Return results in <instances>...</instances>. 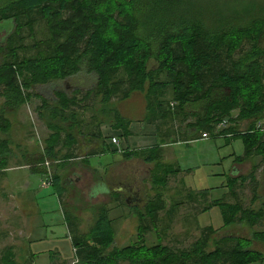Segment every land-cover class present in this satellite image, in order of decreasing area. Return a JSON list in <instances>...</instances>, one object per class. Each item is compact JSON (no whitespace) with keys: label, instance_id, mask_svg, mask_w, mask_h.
I'll return each instance as SVG.
<instances>
[{"label":"trees","instance_id":"trees-1","mask_svg":"<svg viewBox=\"0 0 264 264\" xmlns=\"http://www.w3.org/2000/svg\"><path fill=\"white\" fill-rule=\"evenodd\" d=\"M190 4L187 0H2L0 170L7 167L12 143L9 114L33 94L40 99L38 115L50 132L44 149L28 161V167L50 180L48 186L55 187L61 208L66 186L73 183L63 181L61 171L75 161L87 164L90 155L116 152L108 149L100 130L88 128L99 124L96 114L83 118L96 99L102 105L99 111L110 113L112 127L123 135L130 133L131 120L112 105V99L123 101L139 92L145 100L142 120L155 126L161 143L172 132L178 134L172 141L233 137L244 142V153L237 161L264 155V129L257 127L258 123L264 127V13L214 17ZM37 21L39 36L34 32ZM25 37L31 38L29 44L24 43ZM80 73L92 75V84L71 94L57 90L54 99H46L31 92L38 85ZM243 120L247 124L241 130ZM175 123L179 128H174ZM161 126L168 129L163 134ZM121 151L125 158L139 157L154 164L150 175L156 193L141 214L151 222L140 219L137 228L142 233L155 227L165 207L161 190L179 168L161 161L159 144ZM255 169L229 182L231 186L250 182L252 200L259 197ZM209 191L187 190L183 201L170 204L169 220L183 203L197 214L218 206L223 226L264 224L262 208L242 205L232 191V203L210 199ZM110 195L121 199L113 190ZM91 209L94 218L86 231L80 229L77 214L62 209L75 264H251L263 257L248 248L250 239L229 234L214 237L218 229L212 225L199 227V237L187 247L158 242L118 248L107 206L92 205ZM252 238L264 240V228L254 230ZM29 260L17 262L12 246L0 249V264H33Z\"/></svg>","mask_w":264,"mask_h":264},{"label":"rangeland","instance_id":"rangeland-1","mask_svg":"<svg viewBox=\"0 0 264 264\" xmlns=\"http://www.w3.org/2000/svg\"><path fill=\"white\" fill-rule=\"evenodd\" d=\"M187 2L191 3L192 8L198 12L202 10L203 14L207 16L218 17L236 12L243 13L244 15L256 12L264 13V0H187ZM0 3H2V0H0ZM39 28L40 24L37 21L34 26V32L37 36H39ZM23 35H28L26 29H24ZM25 38L24 43L29 44L31 38ZM92 80V75L80 73L64 80H54L45 85H38L31 92L43 95L46 99H54V93L57 90L71 94L76 88L91 85ZM39 104L40 99L38 95L33 94L28 103L22 105L15 113L9 114L12 143L8 146L10 151L7 153V167L0 170V249L12 246L17 262H25L29 251L48 250L52 244L50 237L34 244L28 243L26 239H23L25 238L24 234L27 231L30 218H32L30 217L32 214L29 210L31 208L30 204L38 210L39 221L53 227L54 231L58 234V242L66 244L69 253L71 252L70 241L65 235L66 228L62 226L61 207L55 187H41L40 183L41 179H45L44 175L41 176L39 172H32L28 167L31 166L28 161H33V157L44 149L45 138L49 134V129L46 127L44 120L38 115L37 106ZM112 105L114 107L117 106L123 116L132 120L131 125L133 128L137 124L140 127H144L139 124V121L143 118L145 107L142 93H134L123 101L112 99ZM101 106L99 99H96L92 103L91 109H93L86 111L83 118L84 120H89L90 114L95 113L97 121L100 120V122L96 126L91 124L88 128L100 130L103 126L108 138L111 136V131L109 130L111 114L105 113V115L100 112L99 108ZM76 108L80 110V108ZM111 121H113V118ZM245 126L244 124L243 126L240 125V128ZM174 128H179L178 123H175ZM161 129L162 134L163 130H168L163 126H161ZM113 135L116 136V139L118 138L121 146L126 143L122 135ZM177 136L178 134L174 132L170 136H163L166 142L171 143L164 150V161H169L173 163V166L178 165L182 169L178 175H171L167 185L161 190L166 208L173 201L181 199L184 188L190 187L193 190L209 189L211 190V196L213 193L217 197L220 193L219 191L226 188L223 185L231 187L229 182L232 177L245 167L244 162L237 163V161H234V158L241 155L244 150L243 143L239 139L227 142L222 137H208L194 139L188 143L172 141ZM134 138L140 139L141 134L137 133ZM151 141L155 143L159 141L157 143H161L158 135L154 134V138H151L150 141L147 140L144 146L149 145ZM135 142L138 143V141ZM105 144L109 150H115L116 152L90 155L87 158V164L75 161L61 171L63 181L73 182L72 185L66 186L67 192L62 198V209L79 216L80 229L82 231H86L93 221L94 213H92V205L100 204H104L109 209V216L113 220L112 225L115 234L114 245L118 248L130 246L134 243L151 246L158 244V242L174 248L187 247L199 237V227L205 225H212L218 229L214 237L224 234H250L253 230L260 229L257 227H245V230H243L239 223L223 226L222 215L218 206H213L206 211L200 212L197 215L198 225H196V212L190 207L184 208V206H181L174 213V218L170 224L166 221L164 215L166 212L164 210L159 211V220L155 224V227L151 226L140 233L137 228L139 225L138 210L142 211L143 203L147 197L149 198L151 194L156 193V189L152 187L150 177L151 164L145 163L139 157H134L132 158V163L119 166L121 161L124 160L122 155L118 153V151L122 152L120 150L122 149L121 146L113 147L109 141L105 142ZM74 153H78V149ZM44 162L50 165L53 164L50 160H45ZM88 166L96 167L98 169L97 175L93 174L92 171H85L86 169L82 171V168H88ZM72 167H80L79 173L81 176L73 177V174L71 175L69 172ZM247 168L241 172L247 173ZM117 177H120L124 181L128 179L125 182H130L129 187L138 192L136 200L137 209H135V206H132L130 212H126L131 216L129 217L131 220H128V218L127 220H123L127 215L120 213L122 211L116 208L119 205L125 208L126 200L121 196V199L116 201L110 195L113 188L121 181L117 180ZM251 187L250 182H246L242 187L246 203L249 202L251 196ZM97 191H105L106 193L98 197H91L89 195V193ZM40 232L46 233L48 236L51 234L48 228L42 229ZM159 235L160 239H158ZM54 241V244L50 248L58 245L57 241ZM247 246L256 248L251 242ZM46 259H49L46 253L41 254V256L35 258L33 261L26 258V260H29L33 264L50 263ZM55 263L74 264L70 259ZM256 264H264V260Z\"/></svg>","mask_w":264,"mask_h":264},{"label":"crops","instance_id":"crops-1","mask_svg":"<svg viewBox=\"0 0 264 264\" xmlns=\"http://www.w3.org/2000/svg\"><path fill=\"white\" fill-rule=\"evenodd\" d=\"M112 122L113 121H111V119H110L109 130L111 131L110 132L111 133V136H109L107 138V133H105V131L103 129V126L100 129V132L103 135V137H105V142H108L109 141V143L113 147H119V146H121L120 145V141L118 140V138H117V140L119 141L118 142V145H116V144H114V143L111 142V138L112 137H115L116 138V136H114L113 134L118 135V136L120 134V135H122L124 137V140H125L126 143L121 146L122 149H128V150H131L132 149V150H135V149H140V148H144V147L147 148V147L154 146V145H156L157 142H159V141H157L155 143V142H152L151 141L149 145L144 146V144L147 143V140L150 141L151 138H154V134L155 135H157V134H156L155 126L152 125V124L146 123L143 120H140L139 121V124L141 126H144V127H140L137 124V126H135V128H133V126L131 125V122H130L129 127H128L130 133L128 135H123L121 129H115V128H113L112 127ZM243 124L246 125L247 124V121L246 120H243L240 123V125L243 126ZM257 127H260V129H262V130L264 129V127H262V125L260 123H258ZM245 128H246V126L243 127V128H240V129L243 130ZM137 133L141 134V138L140 139L139 138L138 139H135L134 138L137 135ZM218 137L224 138L227 142H231L233 140H236V139H233V137H223V136H218ZM218 137H215V138H218ZM237 139L241 140V138H237ZM263 139H264V137H263ZM84 141H85V143H88V140L87 139H85ZM135 141H138V143H136ZM190 141H192V140H189V141H179V142L188 143ZM89 143L92 146V141H89ZM242 143H243V147H244V142L242 141ZM157 144H159L161 146V148H162V159H161V161L164 162V163H166V164L173 165V163H171L169 161L168 162L167 161H164L165 158H163V156H164V150L166 149V147L168 145L167 142H165V143H157ZM169 144H171V143H169ZM118 153H120V155H122L121 154L122 152H118ZM243 153H244V150H243ZM243 153L241 155H238V156H242ZM123 158H124V160L121 161V164H119V166L132 163V161H133L132 158H134V157H130V158L123 157ZM170 158H172V157H170ZM234 161L235 162L237 161L236 158H234ZM86 162H88V160ZM144 162L151 164V166H150V171H151V169H153V165H154L153 162H146V161H144ZM239 162H244L245 163V167L241 170L242 172L247 167H248L247 168V171L249 172L250 170L253 169L254 166H256V169H255V178H256V181H257V193H258L259 197L256 198L255 200H252V198H251L252 192H251V196L249 198V202L246 203V199H245V197H243V192H242V187H243L244 184L243 185H237V184L235 185V184H233L231 187L228 186V185H223V187H226V188L221 189V191H219L220 193L218 194L217 197H215V195L213 193H212V196H211V190H210L209 191L210 192V199H222L223 198L225 202L232 203V202H234V199L232 198V195L230 194V192L232 191L233 194H235L236 196H238V199L242 203V205H245L247 207H251V208H254V209L262 208L264 210V155H261V154L253 155V156L247 158L246 160L237 161V163H239ZM174 167H178L179 170L176 171V174H173V176L178 175L182 171V169L178 165H176V166L174 165ZM84 169H86L85 171H92V172L93 171L94 172H97L98 171V169L96 167H92V166H88V168H82V171ZM69 172L71 173V175L73 174V177H79V175H80V173H79L80 172V167H72L69 170ZM240 172L236 173L232 178H235V177L238 178L239 175L246 174V173H242V172L240 173ZM116 176H117V174H116ZM120 176H121V173H120ZM151 179H152V177H151ZM117 180H121V181L119 182V184L117 186L114 187L113 192L116 195L117 194H121L122 198L126 200L125 201L126 206H125V208H122L121 205H119L116 208H117V210L122 211L120 213L127 215V217H125L123 220H127V218H128V220H131L129 218L131 216L129 214H127L126 212H130V210L132 209V206L133 207L135 206V209H137L138 206H137L136 199L138 198V192L132 190L129 187L130 186V184H129L130 182H127V183L125 182L128 179H126L124 181L123 179H120V177H119ZM187 190H193V189H191L190 187L189 188H184V192L182 190L183 194L181 195L182 196L181 199L180 200H175V202H180L181 200L183 201V197L186 194V191ZM193 191H195V190H193ZM105 193H106L105 191H97V192H94V193L91 192V193H89V195L91 197H98V196L104 195ZM153 196H154V194L153 195L151 194V196L149 198L147 197V199L143 203V210H144V207L147 204V201L149 199H151ZM130 201H132V202L129 203ZM138 202H139V200H138ZM181 206H184V208H187V206L184 205L183 203L179 205V207H181ZM30 207L31 208H29V210L32 213L30 217H32V218H30L28 227L26 229L27 231L24 234L25 235V238H23V239H26V242L28 241V243L30 242L31 244H34V243H37V242L42 241L43 239H46V238L50 237L51 238L50 242L52 243L51 245L54 244V242H55L54 240L57 241L58 245H55L52 248H50L51 247V245H50V247H49L48 250H37V251H31V252L29 251L26 258H28V259H30V260L33 261L35 258L41 256V254H43V253L45 254L46 253V254H48V258H49V259H46V260L50 261V263L51 262H54V263L55 262H58V263H60L62 261H65V260L70 259V260H72V263L75 264L76 263V259H75V256H74V248H73V246L71 244V241H70V238L68 236V229H67V226H66V223H65V220H64L62 208L60 210V212H61V219H62V223H63L62 226L66 228L65 235H66L67 239L70 241V248H71V252L70 253H69V250L67 249V245L66 244H62V243L58 242L59 241L58 240V234H57L56 231H54L53 227H50L49 224H45V223L39 221V219H38V210L33 205H31V204H30ZM169 207H170V205L166 208V203H165L164 209H162L160 211H163L164 210L166 212ZM188 207H190V205ZM178 209L179 208H177V210ZM143 210L142 211H139L138 210V212H139V215H138V217H139V224L141 223V220H140L141 218H145L144 219L145 220L144 222L146 224H149V222H151V221L148 219V217H146L145 215L144 216L141 215L142 212H143ZM123 211H125V212H123ZM198 214L196 213V215H195L196 216V221H195V224L196 225H198V223H197V215ZM164 215H165V218H166V221L167 222L171 221L174 218V213L172 214V217H171L170 220H169V216L170 215H167V213H165ZM185 217L187 218V216H185ZM157 219L159 220V214H158ZM235 223H239L241 225V228H243V230H245V227H248V228L249 227L250 228L257 227L258 229L260 228L259 230H262L264 228V224L263 225H255V226L251 227V226H249L246 223H242V222H235ZM47 228L50 229V232H51L50 236H48L46 233L44 234V233H41L40 232V230L47 229ZM246 234L244 233V235H237V234H229V235L240 236V237L245 238V239H248V240L250 239L249 242H251L252 244H254V247H256V248H251V249L256 250V251L262 253L263 257H261L259 260L255 261V262H253L251 264H256V263H259V262L263 261L264 260V240L253 239L252 238V233L247 234V235ZM220 237H222V235L221 236H218V235L216 236V238H220ZM248 248H250V247H248Z\"/></svg>","mask_w":264,"mask_h":264},{"label":"built area","instance_id":"built-area-1","mask_svg":"<svg viewBox=\"0 0 264 264\" xmlns=\"http://www.w3.org/2000/svg\"><path fill=\"white\" fill-rule=\"evenodd\" d=\"M203 136H205V134ZM111 142L116 144V145H118V141H117V139L115 137L111 138ZM49 184H50V180L45 177V179L41 180L40 186L41 187H47Z\"/></svg>","mask_w":264,"mask_h":264},{"label":"flooded vegetation","instance_id":"flooded-vegetation-1","mask_svg":"<svg viewBox=\"0 0 264 264\" xmlns=\"http://www.w3.org/2000/svg\"><path fill=\"white\" fill-rule=\"evenodd\" d=\"M137 200V199H136Z\"/></svg>","mask_w":264,"mask_h":264}]
</instances>
